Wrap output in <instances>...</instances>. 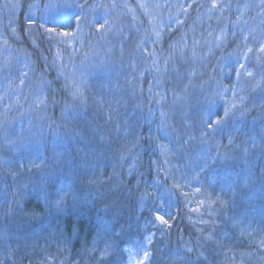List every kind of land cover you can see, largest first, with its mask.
Here are the masks:
<instances>
[{"label":"trees","instance_id":"16d2710c","mask_svg":"<svg viewBox=\"0 0 264 264\" xmlns=\"http://www.w3.org/2000/svg\"><path fill=\"white\" fill-rule=\"evenodd\" d=\"M230 10L229 37L221 50H214L226 57L241 41V34L236 32L231 36L237 19ZM222 16L216 12L212 22ZM18 21V44L50 82L46 97L50 107L48 124L58 130L59 141H47L43 152L38 153L45 158H39L34 164L26 161L22 151L16 154L7 151V157L15 158L10 161H3L0 156V264H96L99 247L104 243L130 244L149 234L152 236L149 264H264V134H258L253 144L251 138L255 130L258 131L257 126L245 125L241 119L244 126L234 133L230 121L229 138L209 134L203 147L208 146L211 157L207 159L208 167L198 172L202 167L195 156L200 150L198 138L188 136L201 134L199 112L203 105L194 96L183 100L180 95L186 94V85L192 86L188 89L190 93L199 88L206 92L209 84L202 85L204 80L199 77V71H207L205 63H200L198 54H190L191 48L182 52L181 57H175V63L179 61L178 71L174 75L170 72L172 67L168 61L173 56L170 48L182 38L181 26L173 33L163 30L157 45V59L164 71L161 83L168 96L158 99L154 86L148 85L153 79L149 72L151 56L144 50L145 56L139 59L140 55L131 54L129 50L138 45L134 40L139 35L138 30L131 27L127 41L121 30L107 39L112 52L108 69L113 59L119 64L118 51H126L122 57L125 62L117 69L118 78L114 80L118 89L106 86V74L98 73L78 96L66 80L56 78L50 65L54 60L52 36L44 32L28 34L25 12L20 13ZM188 22L185 21L187 25ZM92 33L95 39L97 36ZM191 40L188 38V42ZM182 57L189 60H181ZM134 63L139 70L144 68L141 79L144 88L138 94L137 103H132L133 107L126 112L127 103L132 100L128 93L126 95L124 80ZM194 73L199 76L192 79L190 85ZM114 78L112 75L111 79ZM173 92L177 94L170 97ZM136 106L138 109L134 111ZM158 108L161 112H157ZM257 113L252 110L250 116L257 118ZM162 114L169 125L166 131L177 147L174 150L175 146L170 143L165 145L167 150L173 149L175 157L178 152L179 163L197 171L186 174L184 180L175 179L174 215L164 224L163 235L158 236L157 231L144 224L148 206L140 209L141 196L136 193V186L138 181L152 176L148 168L153 164L150 159L153 151L148 154L147 148H152L151 138L160 127ZM242 117L244 121L250 119L247 115ZM18 130L16 127L14 136ZM101 140L103 145L99 146ZM132 148L133 153H138L137 171L124 179V185L121 180L120 184L105 177L101 180L98 171L97 177L93 175L88 162L98 160L109 169L115 166L119 170L122 153L125 150L131 153ZM42 160L44 162L40 163ZM243 168L246 173H242ZM239 171L241 180L246 176V180L252 181V187L244 189L242 182H238ZM142 173L146 175L139 180ZM210 182L215 184V189L208 190ZM137 190H144L142 197L151 196L152 191L144 183H140ZM203 194L207 199L204 208H191Z\"/></svg>","mask_w":264,"mask_h":264},{"label":"rangeland","instance_id":"374dc122","mask_svg":"<svg viewBox=\"0 0 264 264\" xmlns=\"http://www.w3.org/2000/svg\"><path fill=\"white\" fill-rule=\"evenodd\" d=\"M213 3L218 6L214 8ZM142 4L144 7H140ZM230 9L234 11L237 19L231 36H235L237 32L241 34V41L236 50L231 49L230 55L226 57L225 54H218L214 50L219 51L229 37L230 31L227 29L231 26L228 21ZM21 12H25L28 34L44 32L52 36L54 60L50 65L53 66L56 78L66 80L78 96L83 93V87L98 73L106 74L104 75L106 86L118 89L114 80L118 78L117 69L122 68L121 64L125 62L122 57L126 51H118L119 64L113 59L112 66L110 65L108 69L112 52L110 53L107 39L115 35L117 30H121L125 32L127 41L132 27L139 31L135 30L139 35L134 40L140 48L138 45L133 46L129 49L130 53L140 55V59L145 56L143 55L145 50L151 56L152 66L149 72L153 79L148 85L154 86L158 99L167 98L166 89L163 88L160 78L164 71L160 67L156 50L163 30L173 33L181 26L183 36L170 48L173 54L168 61L172 67L170 72L174 75L178 71L179 61L175 63L176 58L191 48L190 54H198L200 63H205L207 71H199L200 76L194 73V78L189 80L190 85L191 80L198 76L204 80L202 85L209 84L206 92L199 88L190 93L188 89L192 86L186 85L184 89L186 94L180 95L183 100L186 96L190 99L194 96L203 105L202 111L199 112L201 134L199 137L198 134L188 136L198 138L200 150H197L195 156L200 159L198 163L202 165L198 172H202L204 166L205 169L208 167L207 159L211 157L208 146L203 147L209 139V134L213 132L214 135H220V139L223 135L229 138L230 121L234 133H238L244 126L241 119L246 122L245 125L257 126L258 131L255 130L254 137L251 138L253 144L258 134H264V52L260 51L264 45V0H0V156L3 161L15 159L6 156L7 151L12 150L15 154L19 151L24 152L26 161L34 164L39 158H45L38 153L43 152L47 141L53 140L54 143L59 141L58 130H53L54 128L48 124L50 107L46 103V97L50 82H47V78L34 66V61L27 51L18 44L20 42L18 17ZM216 12L223 16L213 23ZM186 20L189 21L188 25L185 23ZM223 20L225 22H221ZM92 32L97 36L95 39L91 37ZM206 33L207 36L204 37L203 34ZM188 38L192 39L191 42H188ZM211 57L213 58L209 60ZM181 60L189 59L182 57ZM140 69L142 70L134 63L132 69L125 75L126 95L128 93L132 100L127 103L126 112L133 107L130 106L132 103L133 105L137 103L138 94H141L144 88L141 80L144 77V68ZM112 75L115 76L114 79H111ZM136 79L138 83L135 82ZM173 94L177 92H173L170 97ZM149 97L154 99L150 93ZM133 109L135 111L138 106ZM252 110L258 112L257 118L250 116ZM157 112H161L160 108ZM244 115L250 119L244 121L242 117ZM160 118V127L154 129L151 138L152 148H147L148 154L153 151L150 157L153 164L148 168V173L152 176L148 180L138 181L136 186V193L141 196L140 209L148 206L146 212L148 217L145 218L144 224L157 231L158 236H162V230L165 229V223L158 217L162 216L164 221L168 222L174 215L173 208L177 201L175 179L181 177L184 180L186 174L192 175L194 169L197 171L196 168L182 166L179 163L181 158L178 159V152L175 157L173 149L172 153L167 150L165 145L170 143L175 146L174 150L177 147L166 131V128H169L167 118L163 114ZM153 119L152 117L151 120ZM16 127L19 130L14 136ZM102 145L101 140L99 146ZM133 147L136 149V146ZM120 158L119 170L115 166L109 169L104 163L99 164L98 160L90 161L88 165L94 170L93 175L100 173L98 174L101 180L105 177L111 181L117 180L116 184L122 182L124 185L126 183L124 179L135 175L134 172L137 171L138 153H133L132 148L131 153L125 150ZM43 162L44 160L40 163ZM240 171L237 173L238 182H242L244 189L252 187L250 184L252 181L246 180V176L241 180ZM243 172L246 173L244 168ZM145 175L140 174L139 180ZM140 183L147 185L148 190L152 191L151 196H144L145 199L142 197L144 190L143 192L137 190ZM214 186L215 184L210 182L208 190L215 189ZM179 191L181 192V189ZM205 201H207L205 195L200 196L191 208L200 210L204 208ZM151 240L152 236L149 234L143 240H132L130 244L104 243L101 248L98 246L100 254L94 262L149 264Z\"/></svg>","mask_w":264,"mask_h":264},{"label":"snow or ice","instance_id":"6c2138e0","mask_svg":"<svg viewBox=\"0 0 264 264\" xmlns=\"http://www.w3.org/2000/svg\"><path fill=\"white\" fill-rule=\"evenodd\" d=\"M218 5L217 4H215V3H213V7L215 8V7H217ZM140 7H144V5L142 4V5H140ZM51 31V30H50ZM63 35H69V33H63ZM249 51H251V49H249ZM260 51L261 52H264V45H262L261 46V48H260ZM241 67H243V65H241ZM249 75H251V73H249ZM217 123L219 124L220 123V121H217ZM160 220H162L164 223H167V221H164V218L161 216V217H158ZM262 243H264V242H262ZM145 257H147V253H145Z\"/></svg>","mask_w":264,"mask_h":264}]
</instances>
